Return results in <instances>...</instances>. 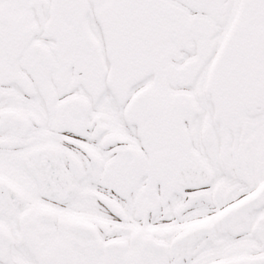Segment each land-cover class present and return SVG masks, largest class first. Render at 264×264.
Masks as SVG:
<instances>
[{"label":"snow or ice","instance_id":"1","mask_svg":"<svg viewBox=\"0 0 264 264\" xmlns=\"http://www.w3.org/2000/svg\"><path fill=\"white\" fill-rule=\"evenodd\" d=\"M0 264H264V0H0Z\"/></svg>","mask_w":264,"mask_h":264}]
</instances>
